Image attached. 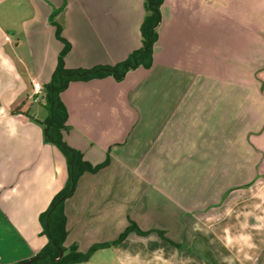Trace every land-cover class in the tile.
Wrapping results in <instances>:
<instances>
[{"label": "crops", "instance_id": "0c3cea01", "mask_svg": "<svg viewBox=\"0 0 264 264\" xmlns=\"http://www.w3.org/2000/svg\"><path fill=\"white\" fill-rule=\"evenodd\" d=\"M212 8L164 0L150 67L62 92L67 143L93 164L110 157L65 200L67 246L134 222L148 233L110 245L124 264H264V32ZM145 15V0H0L1 263L47 243L39 216L69 177L35 120L47 114L29 106L33 80L50 81L64 47L56 24L71 44L66 66L89 69L138 49Z\"/></svg>", "mask_w": 264, "mask_h": 264}, {"label": "trees", "instance_id": "16d2710c", "mask_svg": "<svg viewBox=\"0 0 264 264\" xmlns=\"http://www.w3.org/2000/svg\"><path fill=\"white\" fill-rule=\"evenodd\" d=\"M163 2L164 0H145L146 15L140 28L142 45L134 50L125 60L113 65H98L89 69L68 68L65 64V56L70 50L71 44L62 36L61 25L56 24L57 37L64 42V47L59 55L57 66L50 81L43 85L44 95L38 101V103L46 107L48 114L44 121L33 119L44 125L45 140L56 145L66 156L69 177L65 187L54 196L49 207L39 216L42 233L48 237V241L35 254L36 260L31 264H74L85 262L97 250L119 244L132 231L139 234L148 233V231H142L136 223L132 222L116 240L94 243L86 252L80 251L77 243L70 246L65 244L68 236L65 200L73 193L74 187L82 174L100 171L108 165L110 157L108 156L101 163L93 164L84 158L80 150L67 143L64 138V130L67 129L69 112L61 94L73 81H89L107 76H113L117 80H122L132 69L141 66L150 67L154 59L155 43L159 38L157 27L162 19ZM157 232L164 239H168L164 231L158 230ZM168 241L172 242L171 239H168ZM61 251L63 252L62 256ZM0 264L4 263L0 262Z\"/></svg>", "mask_w": 264, "mask_h": 264}, {"label": "rangeland", "instance_id": "374dc122", "mask_svg": "<svg viewBox=\"0 0 264 264\" xmlns=\"http://www.w3.org/2000/svg\"><path fill=\"white\" fill-rule=\"evenodd\" d=\"M251 2L253 3V0H212L213 3L212 12L213 14L220 13L226 17L237 18L239 22L241 20L242 25H244L243 28L246 29V31L250 34L253 32L257 33V30L255 28L257 24L254 23V29H252L251 26H249V24L251 23V19L255 21L259 20L258 27L260 31V37H262L263 35L261 32H264V0H254V4H259L260 5L259 7H255V5H253ZM20 15L21 17H25L24 12H22ZM259 43L261 44L260 49L262 52L264 51V41H262V39L260 38ZM260 65L261 68L264 66V60L261 61ZM259 74H260L259 78L264 79V68L262 72ZM29 106L30 108H32V112L36 113V115H42L43 113L48 114V111L43 104L33 101L29 104ZM143 217L145 219L149 218V216L147 215L146 216L143 215ZM130 225L131 224H129L128 226ZM97 227L99 228H97L93 232H89L88 235L84 237L82 244H79L80 247L79 246L78 247L80 251L86 252L90 248L91 244L92 245L94 244L93 241L95 242L98 241L96 243H103L104 241L111 242L114 236L116 239L119 238L120 236L119 231L114 232L113 235L110 229L108 228L104 229L105 227L102 225ZM140 235H145V234H140ZM172 235L173 232H169V236ZM117 245H113V246H117ZM133 245H134L133 243L130 244L129 245L130 248L129 247L128 248L131 250L134 249ZM125 253H126L125 251L123 250L117 251L111 246L105 247L97 250L88 261L74 263V264H124L122 263L120 256H124Z\"/></svg>", "mask_w": 264, "mask_h": 264}, {"label": "built area", "instance_id": "2783aa9c", "mask_svg": "<svg viewBox=\"0 0 264 264\" xmlns=\"http://www.w3.org/2000/svg\"><path fill=\"white\" fill-rule=\"evenodd\" d=\"M33 98L38 102L42 99L44 95V88L39 80H33Z\"/></svg>", "mask_w": 264, "mask_h": 264}, {"label": "water", "instance_id": "95a60500", "mask_svg": "<svg viewBox=\"0 0 264 264\" xmlns=\"http://www.w3.org/2000/svg\"><path fill=\"white\" fill-rule=\"evenodd\" d=\"M62 255H63V252L61 251V256H62ZM35 260H36V256H33L32 258H29V259H27V260L20 261V262L14 263V264H31V263H33Z\"/></svg>", "mask_w": 264, "mask_h": 264}]
</instances>
